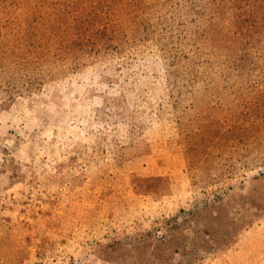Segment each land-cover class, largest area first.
Instances as JSON below:
<instances>
[{
  "label": "rangeland",
  "instance_id": "rangeland-1",
  "mask_svg": "<svg viewBox=\"0 0 264 264\" xmlns=\"http://www.w3.org/2000/svg\"><path fill=\"white\" fill-rule=\"evenodd\" d=\"M0 264H264V0H0Z\"/></svg>",
  "mask_w": 264,
  "mask_h": 264
}]
</instances>
